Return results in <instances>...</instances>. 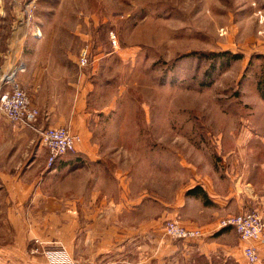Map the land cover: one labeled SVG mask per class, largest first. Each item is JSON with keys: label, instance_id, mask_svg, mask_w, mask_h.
Masks as SVG:
<instances>
[{"label": "rangeland", "instance_id": "obj_1", "mask_svg": "<svg viewBox=\"0 0 264 264\" xmlns=\"http://www.w3.org/2000/svg\"><path fill=\"white\" fill-rule=\"evenodd\" d=\"M3 3L46 27L58 44L49 52L68 71L83 73L95 60L89 99L105 110L97 132L113 140L106 148L127 155L129 184L159 187L169 201L206 175L232 174L237 160L245 159L239 171L251 158L264 160V0ZM84 47L90 62L80 67ZM222 51L241 57L206 56ZM6 201L1 189L0 246L9 243ZM33 243L27 253L43 256Z\"/></svg>", "mask_w": 264, "mask_h": 264}, {"label": "crops", "instance_id": "obj_2", "mask_svg": "<svg viewBox=\"0 0 264 264\" xmlns=\"http://www.w3.org/2000/svg\"><path fill=\"white\" fill-rule=\"evenodd\" d=\"M3 2L0 95L10 88L11 73L39 115L27 127L0 113V190L6 194L9 219V243L0 246V259L49 264L44 256L27 253L38 239L48 247H63L78 264H247L244 242L218 222L250 210H257L264 222V160L251 158L242 171L245 159L237 160L232 174L206 175L197 185L174 191L169 201L157 195L159 187L129 184L127 155L106 148L113 140L97 132L105 110L93 109L89 99L95 60L83 73L68 71V64L49 52L58 44L46 39V27L38 26L41 36H36L24 12ZM47 127H66L80 137L76 150L51 169L45 168L47 152L39 142ZM195 186L203 195L187 192ZM165 218L198 228L202 236L170 238ZM253 245L258 253L254 264H264V233Z\"/></svg>", "mask_w": 264, "mask_h": 264}, {"label": "built area", "instance_id": "obj_3", "mask_svg": "<svg viewBox=\"0 0 264 264\" xmlns=\"http://www.w3.org/2000/svg\"><path fill=\"white\" fill-rule=\"evenodd\" d=\"M27 22L31 12H24ZM35 35L41 36L38 28ZM115 43L114 37H112ZM90 52L88 47L80 50L77 64L85 67L90 62ZM10 85L0 95V112L12 124L32 127L36 122L39 111L31 105L29 97L21 86L12 78H8ZM80 141L78 135L72 134L66 127H47L40 131L39 142L46 149L45 168L51 169L56 161L67 153L74 152L76 145ZM219 228H233L239 239L244 242L243 254L247 264H254L258 261V253L253 242L259 240L264 233V222L262 215L257 210H250L234 215H227L218 222ZM164 232L170 238L184 240L198 238L202 236V231L198 228H187L177 220H165ZM33 252L41 253L49 264H78L73 261L66 250L61 246L48 247L38 239L34 240Z\"/></svg>", "mask_w": 264, "mask_h": 264}, {"label": "trees", "instance_id": "obj_4", "mask_svg": "<svg viewBox=\"0 0 264 264\" xmlns=\"http://www.w3.org/2000/svg\"><path fill=\"white\" fill-rule=\"evenodd\" d=\"M190 54H194V52H192ZM206 56H208V57H214V58H222L225 61V63H229L230 61H232L234 59H239L241 57L239 54H236V53L232 54V53L227 52V51H222L220 53H212V54H208ZM200 190L201 189H200L199 186H195L194 188L188 190L187 192L190 193V194L198 195L199 193L202 194V191H200Z\"/></svg>", "mask_w": 264, "mask_h": 264}, {"label": "bare ground", "instance_id": "obj_5", "mask_svg": "<svg viewBox=\"0 0 264 264\" xmlns=\"http://www.w3.org/2000/svg\"><path fill=\"white\" fill-rule=\"evenodd\" d=\"M12 76H11V73L10 74H8V76H7V78H11Z\"/></svg>", "mask_w": 264, "mask_h": 264}]
</instances>
